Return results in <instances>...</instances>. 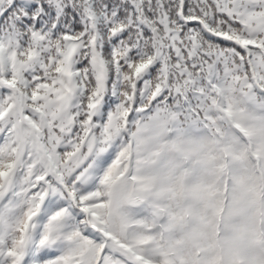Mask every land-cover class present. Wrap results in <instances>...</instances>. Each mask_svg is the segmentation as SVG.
Returning a JSON list of instances; mask_svg holds the SVG:
<instances>
[{"label":"snow or ice","instance_id":"snow-or-ice-1","mask_svg":"<svg viewBox=\"0 0 264 264\" xmlns=\"http://www.w3.org/2000/svg\"><path fill=\"white\" fill-rule=\"evenodd\" d=\"M0 264H264V0H0Z\"/></svg>","mask_w":264,"mask_h":264}]
</instances>
